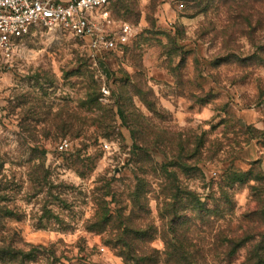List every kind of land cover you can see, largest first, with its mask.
Instances as JSON below:
<instances>
[{"label":"rangeland","instance_id":"obj_1","mask_svg":"<svg viewBox=\"0 0 264 264\" xmlns=\"http://www.w3.org/2000/svg\"><path fill=\"white\" fill-rule=\"evenodd\" d=\"M111 11L134 35L96 61L71 34L34 25L0 73V242L12 240L25 264H123L84 229L106 187L109 203H130L142 180L148 220L159 222L173 178L210 205L229 174L257 159L264 174V149L251 139L264 131V0H118ZM62 140L69 151H57ZM199 140L197 171L168 166L178 145ZM145 144L153 167L141 176L134 161ZM249 184L229 190L233 214H219L216 228L256 223L264 233L249 221ZM50 245L53 257L28 255ZM153 246L162 249L159 238Z\"/></svg>","mask_w":264,"mask_h":264},{"label":"trees","instance_id":"obj_2","mask_svg":"<svg viewBox=\"0 0 264 264\" xmlns=\"http://www.w3.org/2000/svg\"><path fill=\"white\" fill-rule=\"evenodd\" d=\"M116 1L118 0L108 6L111 14ZM254 132L262 136L253 134L251 139L256 138L264 149V131ZM148 146L150 144L142 145L138 149L134 161L139 170L137 173L141 176L146 174L148 168L153 167L151 157L147 155ZM202 146L201 140L178 145L177 153L172 155L168 166L184 172L197 171L199 159H195V156ZM190 148L193 149L189 151ZM184 151L189 152L182 155ZM76 156L74 164H79L80 150L76 152ZM257 165L260 166V159L252 161L251 168L247 171L229 174L223 182L217 183L216 191L213 193L217 196H211L210 205L202 203L194 193L175 185L177 181L173 178V184L168 187L167 192H161V203L158 206L159 222L148 220L150 210L147 191L144 190V185L140 186L144 183L142 180L137 178L136 185L129 192L127 200L130 203H122L121 198L115 203H109L106 199L109 189L106 187L91 203L92 215L85 221L84 229L100 235L102 244L111 248L121 258L123 264H264V233L255 230L253 225L256 223L247 225L242 233L214 226L215 221L223 218L218 217L219 214H233L235 204L231 201L229 190L237 182H253L248 186L256 209L248 213L249 221L264 222V174L254 168ZM45 175L47 173L43 177ZM44 212L54 216L46 208ZM6 216L10 215L6 213ZM53 218L55 221L58 220L57 215ZM200 226L214 233L212 236L203 237L199 234ZM157 238L162 243V249L153 246ZM13 243L12 240L0 242V264H25L26 254ZM35 250L42 251L47 258L54 255L52 245L31 246L28 255H32ZM241 250L244 253L242 258L238 259L237 255ZM70 264L99 263L80 259Z\"/></svg>","mask_w":264,"mask_h":264},{"label":"built area","instance_id":"obj_3","mask_svg":"<svg viewBox=\"0 0 264 264\" xmlns=\"http://www.w3.org/2000/svg\"><path fill=\"white\" fill-rule=\"evenodd\" d=\"M115 0H0V73L10 65L18 42L31 26L64 31L77 38L96 61L134 35L132 27L116 20L108 6ZM102 95L108 93L101 87ZM58 152L71 149L69 140L56 145Z\"/></svg>","mask_w":264,"mask_h":264}]
</instances>
